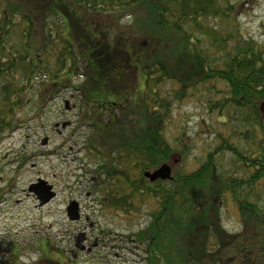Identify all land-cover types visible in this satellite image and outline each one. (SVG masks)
<instances>
[{
  "label": "trees",
  "instance_id": "1",
  "mask_svg": "<svg viewBox=\"0 0 264 264\" xmlns=\"http://www.w3.org/2000/svg\"><path fill=\"white\" fill-rule=\"evenodd\" d=\"M73 5L82 6L83 20L95 29L102 26L89 22L84 10L119 20L131 13L134 23L144 12L140 27L146 31L145 46H134L122 33H114L117 47L111 48V28L104 29L106 34L96 44L101 46L96 53L124 60L127 69L143 77V82L134 81L141 85L134 95L106 101L111 111L105 122L100 118L105 109L83 114L90 126L97 125L88 141L94 150L89 152L100 155L102 145L116 155L101 165L106 173L96 189L103 191V205L130 215L140 211L138 203L156 201L149 226L135 235L148 243L149 264H264V51L256 42L242 40L234 25L223 30L208 23L215 18L232 20L231 0H0V140L16 127L18 113L32 101L39 76L51 81L42 99L76 77L85 78L72 85L82 100L98 93L100 82L93 81L96 74L90 71L86 50L65 37V24L59 30L51 22L54 17L63 20L62 13L68 16ZM122 41L134 46L132 55L124 53ZM173 49L176 63L164 57ZM214 81H222L224 88ZM205 83L213 84L206 102L211 111L219 110L225 119L237 116L241 124L247 120L244 130L241 125L239 130L232 128L239 141L220 131L213 151L196 169H176L171 181H150L145 171L163 163L177 167L184 161L185 151L172 145L165 130L175 102ZM224 151L232 155L238 172L218 164L216 155ZM227 194L234 197L241 215L243 229L238 233H229L221 222Z\"/></svg>",
  "mask_w": 264,
  "mask_h": 264
},
{
  "label": "rangeland",
  "instance_id": "2",
  "mask_svg": "<svg viewBox=\"0 0 264 264\" xmlns=\"http://www.w3.org/2000/svg\"><path fill=\"white\" fill-rule=\"evenodd\" d=\"M231 2L235 6L231 21L215 18L208 23L223 30L234 25L242 40L254 41L264 51V0ZM81 8L73 5V10L68 9V16L62 13L63 20L54 17L51 22L57 23L59 30L64 29L65 24V37L72 42L78 41L86 50L90 71L96 74L93 81L100 82L97 84L99 91L95 96L92 92L93 99L82 100L81 92L72 85H79L85 78L76 77L65 87L54 88L42 99L43 88L50 89L51 81L39 76L32 89V101L17 115L16 127L2 136L0 264H149L146 261L148 243L135 239V235L149 226V212L157 207L156 201L148 198L138 203L140 211L130 215L103 205V191L96 189L106 173L101 165L110 163L116 155L106 152L107 146L102 145L98 146L100 155L89 152L94 150L88 147V141L97 125L94 124L93 128L83 118L84 112L88 115L102 112L108 109L106 101L126 100L141 89V85L136 86L135 82H143V77L127 69L124 60L119 61L113 56L112 61L95 51L101 47L96 44L106 34L105 28H111L107 42L113 49L117 47L116 35L121 33L134 46H145L143 37L146 31L140 27L144 12L140 11L138 22L134 23V18L129 21L127 15L119 20L118 16L108 14L94 17L84 10L89 22L102 26L95 29L84 21ZM121 45L124 53L132 55L134 46L125 41ZM160 46L164 48L163 43ZM164 57L176 63V49L165 51ZM135 60L132 56L131 65ZM212 85H199L190 95L174 104L165 135L177 150L185 151L186 157L177 167L172 166V173L176 169L180 172L196 169L207 152L213 151L220 131L233 135L232 139L239 141L232 128L239 130L238 125H241L244 130L247 126L245 118L241 124L237 116L225 119L219 110L208 108L206 102L213 95ZM214 85L224 88L222 81H214ZM38 99H41L39 108ZM115 112L118 114L119 109L116 108ZM109 113V110H104L101 120L105 122ZM44 139H47L45 144ZM184 143L187 147H183ZM240 145L243 148L242 142ZM216 159L219 165L227 168L226 171L238 172V165L232 162L230 153L221 152ZM133 174L138 176L139 171ZM39 179L52 185L57 193L49 204L42 207L33 191L29 190ZM71 200L78 202L81 213L76 221L70 220L66 211ZM220 212L226 231L238 233L243 229L237 203L231 194L226 195ZM82 232L86 235L83 242L85 250L75 246L76 237Z\"/></svg>",
  "mask_w": 264,
  "mask_h": 264
},
{
  "label": "water",
  "instance_id": "3",
  "mask_svg": "<svg viewBox=\"0 0 264 264\" xmlns=\"http://www.w3.org/2000/svg\"><path fill=\"white\" fill-rule=\"evenodd\" d=\"M261 111L264 112V103L261 104ZM47 139L43 140L45 144ZM173 168L169 163H163L160 167L153 171H145V176L149 178L151 181L156 180H172L173 179ZM30 191H33L40 202V205H45L50 202L55 196L56 192L53 190V186L47 184L44 180L39 179L37 183H34L30 186ZM67 214L71 220L80 219L79 205L77 201H71L67 207ZM85 233H79L76 238V247L84 250L85 245L83 244L85 240Z\"/></svg>",
  "mask_w": 264,
  "mask_h": 264
},
{
  "label": "clouds",
  "instance_id": "4",
  "mask_svg": "<svg viewBox=\"0 0 264 264\" xmlns=\"http://www.w3.org/2000/svg\"><path fill=\"white\" fill-rule=\"evenodd\" d=\"M127 19H128L129 21H131V20L133 19V16H132L131 13H129V14L127 15Z\"/></svg>",
  "mask_w": 264,
  "mask_h": 264
},
{
  "label": "flooded vegetation",
  "instance_id": "5",
  "mask_svg": "<svg viewBox=\"0 0 264 264\" xmlns=\"http://www.w3.org/2000/svg\"><path fill=\"white\" fill-rule=\"evenodd\" d=\"M109 109H110V107H109ZM110 111H111V109H110ZM97 244H98V243H97ZM97 244H96V245H97ZM91 251H92V250H89L88 252H91ZM76 254H77V253H76ZM48 259H50V258L48 257Z\"/></svg>",
  "mask_w": 264,
  "mask_h": 264
}]
</instances>
